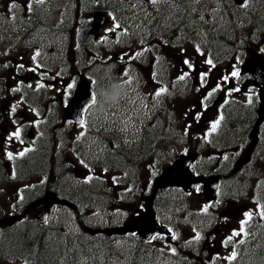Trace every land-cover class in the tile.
<instances>
[{"label":"rangeland","instance_id":"1","mask_svg":"<svg viewBox=\"0 0 264 264\" xmlns=\"http://www.w3.org/2000/svg\"><path fill=\"white\" fill-rule=\"evenodd\" d=\"M3 1L6 4L8 2L9 5L13 2V0ZM29 1L30 0H17V4L14 8L25 7L26 10L29 6ZM112 1L113 3H118V5L113 7V5H111ZM187 1L198 3V7H191L188 12L183 15L178 7L173 8L167 0H159L160 7L166 10L165 14L168 17L167 22L169 26L172 27L174 21L177 25L175 28L169 29L168 32L165 33L162 30L158 32L157 24H154L153 29L156 31L145 39V41L148 42L147 47L137 46L138 44H144L140 38L134 40V46L143 53L138 59L143 60V64L136 65V63L134 64L133 62L132 66L128 67L126 61L129 60V55H121L122 52L119 50L102 56L99 62L103 63V66L107 68L108 64L111 62V70L108 73V82H99L97 85L100 93V106L91 113L89 117V128L99 131L103 126L108 124L110 129L114 128L115 133L123 135L124 138H127L129 134H135L131 129L136 124L137 119L140 118V120H143L149 117V101L155 96V92L159 90L158 84H156L157 80H153V76L150 75V72L154 69L151 66H155L156 63L167 65V74L168 76H172V81L179 79L181 75L185 76V79L180 80L179 84L184 83L189 85L191 98L193 99H187V101L181 103L180 106H177L175 109L181 106L194 105L195 102L198 101V104L193 106L192 115L198 113V121L202 117L204 118L201 122L202 126H198L200 129L209 130L211 129V125L216 122L217 111L212 108V102H209L208 105L211 104V106L206 109L202 108L201 103H199L207 96L209 91L216 90V92H214V98L217 95L223 94L222 101L220 102L222 104L217 106L218 111L225 103L233 101L247 103L249 101V97L253 92V90L250 89L253 88L252 83L248 84L244 89H236L235 86L228 87L221 80L223 79L222 75L217 76V74L226 69L229 70L231 63H238L239 60V62H241L244 58L255 56L264 57V51H262V49H264V34L255 32L257 31V25L253 28L251 24H258V21L251 23L250 16L251 13L254 15L257 12L264 13V0H243V3L242 0L240 3H234L235 0ZM201 1L202 3H200ZM225 1L227 2V6L226 8H222L224 16L228 20L234 19L237 24L242 22V24L239 25L240 27H244L245 24L249 25L247 28H242V36L240 38L235 36L232 42H230V44L236 46V50L242 54L222 55V53L214 54L211 52L207 55L205 54L206 52L203 53L200 49L202 42L199 37L196 36L194 28L191 27L188 31L182 33L181 27L186 22L187 16L190 19L196 18L197 20L205 17L201 23L208 25L211 22V16L216 15L219 5L221 6ZM101 2L104 3L103 7L100 5H96L97 7L88 5L78 6L77 0H73L72 2L73 11L88 12V14H85V17L91 19L94 24L93 29L97 31L96 39L101 41L102 38H105L104 42L97 41V45L101 43L110 45V39L112 40L114 38L116 31L108 32L107 30L113 28L115 22H119L121 26H134L136 19L140 18L139 16L142 14H145L146 11H148L147 8L152 4L151 0H101ZM122 3L123 5H121ZM146 3L148 7H146ZM110 13H112V15H109ZM174 13H177V15L175 16ZM259 14L261 15V13ZM156 16L159 17L156 20L157 23H161L162 19H166L165 17H161L160 12L156 14ZM262 16L264 17V14H262ZM219 20L222 23L224 22V18ZM55 22L56 19L53 15V23ZM83 25L84 23L82 22L78 28L74 27L67 43V39H58L57 36L56 38H52L41 25L40 29L36 26L32 30L31 37L27 35L23 37L24 33H16V29L13 28L14 26L11 24L7 25L6 32L7 36H10L9 38L11 41L4 46V48L0 49L2 62L5 67H7L3 79L8 88L3 89L4 94L0 96L1 161H8L6 155L8 152L12 150L16 151L17 148L20 149L19 152H21L29 146L24 141L21 143V139H16L15 137L11 140L8 139L17 129H19L22 134L33 132L36 136L40 137L41 134L44 137L52 134V132L48 134L44 133L47 126L46 118L52 114V111H55L57 117H61L62 108L68 93L67 85L69 83H75L78 77H80L73 68V48L75 47L77 38V31L74 30L79 29L82 31L84 29ZM134 27L139 29L138 32L140 34L147 32V28L144 27L143 21H139V24ZM16 34L17 36H15ZM139 36L141 35H138V37ZM194 37L197 38V41L194 40ZM32 44L38 46L41 56L36 55L39 53V49L31 46ZM238 44L242 45L237 46ZM152 45H155V56H153V51L150 49ZM57 48L59 49L58 53ZM34 56L36 57L35 60H33ZM211 57L212 59H210ZM185 60L190 61L191 67H187L188 65L186 66L184 63ZM208 60H211L212 64L206 63ZM61 62L65 64L66 69L60 70ZM21 65H23L22 68L20 67ZM68 65L72 66L70 72L67 70ZM227 65H229L228 68ZM29 69L34 70L30 71ZM125 70L129 72V76L132 80L130 85L125 83L128 79V77L123 76ZM233 71L232 69L231 72L233 73ZM202 73L206 74L203 82L200 78ZM215 75L217 79H215ZM113 78L120 84H124L122 88L125 91V98L122 99L118 105L111 107L104 106L103 110H101V105L103 104L101 93L105 91L107 85ZM40 85H43V87H40ZM14 89L16 90L14 91ZM22 89H28L30 91L31 95L28 94L29 99L26 100L23 98L24 92ZM160 98L164 99L163 94L155 98V100L158 101L156 103L157 106L161 105V102L159 103V101H161ZM197 105L200 110H195L197 109ZM168 106L171 107V105ZM13 108H15V111H13ZM158 113V117H160V112ZM189 114H191V112ZM192 119L195 120V118ZM160 122L163 123V120L160 119ZM181 125L182 122L179 121V127H181ZM81 133H83V136L80 138L78 144H87L88 147L85 148L87 154L96 155L95 151L89 148V142L91 139H94L92 135L94 131L88 134L86 130L79 129L77 132H74V135L76 136ZM66 138L67 152L65 162L68 164L70 180L74 181L75 186L85 187L91 193H93V189L97 184L106 190L109 189L110 193L107 195L97 193V196H92L90 194L91 196H89L87 202H85V199H82L85 203L81 206L82 210L80 216L72 217L64 214L63 211H58L53 218L54 220L60 222L62 225L71 224L81 229L80 224L91 218L94 219L95 223H100L105 219H118L120 212L134 215L135 212L143 210V200L145 197L143 187L152 177L154 169L150 167V165L154 163L153 159H144L142 162V167L138 173L140 186L133 193L131 200L129 202L115 203L109 199L111 198L110 195L112 191L116 188L115 181L120 176L121 181L124 182L125 179L130 178V174L118 173L113 169H98L94 173L89 174L87 178L83 177V172H79L75 168L76 162L80 160L82 154L81 152L78 153V150L74 151L77 140L71 135L70 131H66ZM182 148V146H177L178 151H181ZM234 149L235 147L233 146L227 147V151L230 153L229 155H231ZM254 157L255 161L249 164L248 167L250 169H255L256 178L249 177L248 181L250 183H248L246 179L244 184L237 183L238 185L235 184L236 182L225 180L226 183H222L221 186H219L217 192V196L219 197L218 200L217 198L213 200L208 194L200 190L194 193H188L187 195H183L178 191L169 193L167 195L169 197L173 196L177 199V197L180 196L184 199L182 202L183 206L180 208H174L175 205H178L177 203L166 204L161 200L163 206L159 208V211H161L164 227L171 229L173 234L167 239H165V237H159L149 244L154 247L158 245L163 247L165 250L170 251V256L173 254L179 256V252L173 248V245L176 240L182 238L185 242L189 241L191 244H195L197 249L198 245L201 243L200 251L204 254H198L196 251H192H194V254H198L201 257V261L204 263L210 264L213 261L212 258H218L225 261V263L257 264V262L247 259L249 256H247L246 252L242 251L241 246L249 244L253 247L260 241L264 243V232H260L257 229V227L264 222L260 214L261 212H258V209L264 211V134L263 137H261V143L256 149ZM161 158H163V162L167 160L164 152L161 154ZM155 162L159 164L163 163L159 159ZM164 166L165 164L162 168ZM95 169L96 167L92 171ZM249 170L246 168L245 171L242 172L244 178H246L245 175H247ZM123 171H126V169ZM90 175L91 178H88ZM30 182L25 185L10 184L3 187L0 204L2 216L6 218L15 212V207H13L14 193L21 187L29 185ZM123 186L125 187L120 189V191L127 194L129 185L124 184ZM73 195L76 196V192H73ZM78 203L80 205L79 198ZM206 206L208 209L211 207L213 208L204 213L203 209ZM246 212H250L252 215L251 218L247 220L243 232L231 240H228V238L232 236L233 231H240V224L241 221L246 219L244 215ZM211 217H213V220ZM94 221H92V223ZM197 234L200 236L199 240H196ZM173 237H175V239H173ZM254 240H257V242H254ZM225 241H228L227 244L224 243ZM162 242L163 245L161 244ZM173 250L175 251L173 252ZM233 251H235L236 254L241 253L240 257L238 256L237 259L235 256L234 259L229 260L228 257L232 255ZM121 252H123V249L118 250L117 255L119 260L113 264L124 263V260H122L124 255ZM253 253L254 252L251 254L253 255ZM153 261L155 264H159L156 263V259ZM1 264L21 263L16 261ZM164 264H172V262H165Z\"/></svg>","mask_w":264,"mask_h":264},{"label":"trees","instance_id":"2","mask_svg":"<svg viewBox=\"0 0 264 264\" xmlns=\"http://www.w3.org/2000/svg\"><path fill=\"white\" fill-rule=\"evenodd\" d=\"M49 2H53L54 4L61 3L62 5L61 9L63 10L61 11V13H59V23L56 26L51 27L49 17L46 15V13L41 12V17L46 18L40 19L39 15L35 21V24L40 21L42 23L44 22V26H46L49 31L51 30V36H68L71 29L70 26L72 25V10L71 8H69L71 0H69L68 3L64 0H49ZM1 4L2 1L0 0V6ZM2 13L3 10L0 7V14ZM251 20L252 23L258 21L257 26H259V32L264 31V19L259 17L257 14L256 17L252 14ZM228 31L229 29L227 27L221 28L219 30L220 42L226 41L224 39L226 36H228L229 40L231 39L232 31L231 29L229 33ZM211 35L212 40L218 38V35L214 32L211 33ZM127 42L129 41L126 40L125 43ZM82 46L87 49L86 53L89 54L98 55L101 52V46L95 47L92 41L86 42L82 44ZM114 48L115 44L111 42V46L108 48V50L110 49L111 51H113L115 50ZM77 51L79 50L77 49ZM78 53L79 52H76V57H78ZM93 55H90L93 59H89L92 63V69L94 71L91 75V78L97 79L99 75L98 72H101V69L98 67L99 69L95 70V61ZM78 60L80 59L78 58ZM84 67V60H82V62H78V72H82L88 75L89 73L88 71L84 70ZM3 72V67L0 65V74H2ZM0 89L2 88L0 87ZM230 111L231 112L225 115L229 123L228 125H224L221 129V140H236L237 144H242L245 146L246 138L248 137V134L255 121V102L252 108L243 107L239 104L237 108ZM44 143L41 151L40 149H38L36 152L32 153L29 156V164L25 167H20L18 171L22 175V179L31 177L33 176V174H35L36 176L39 172H42L46 175L49 174L52 177V186L54 185L55 188V186L57 185L61 190H65L67 186L62 183V178L64 175L62 154L58 153L52 159L49 153L51 145H49L48 142ZM143 148L144 146L142 147V149ZM142 149H139V151L137 152L131 153V156H137L138 154L142 153ZM241 169L245 171V166L241 167ZM242 176L243 175L240 174L239 178H241ZM7 179L8 177L4 169L2 168V165L0 164V184L5 183ZM36 186L37 187L25 191L24 198L26 199V202L23 207L28 205L31 201H33V199L39 197L46 189V185ZM48 189H53V187L49 186ZM254 242H257V240H254ZM257 244L258 246L255 248L256 251H254L257 256L264 258V248H262L263 244L261 241ZM242 248H244V250L248 253H251L249 247L243 246ZM125 249V256H127L128 264H151V259L149 260V258L153 254H155V252H157V249L149 248L140 242H129L125 245ZM188 251L190 253V251H192V247L188 246ZM101 254H103L104 256L109 254L108 246L101 247V245H97L95 243L83 242L82 240H78L75 235L63 230L58 225L39 224L35 220L27 222L22 221L21 225L13 228H3L0 234V263L21 261L23 262V264H90L96 263V258L100 257ZM253 257V262H257V264L264 263V261L261 262V260H255L257 259L255 258L256 255L253 254ZM193 259L194 260L192 263L195 262L200 264H207L201 261V257L193 256ZM181 260H183L181 262L184 264H191V261L189 259L186 261L185 259ZM212 260V264H232V262L225 263V261H222L218 258H213Z\"/></svg>","mask_w":264,"mask_h":264},{"label":"water","instance_id":"3","mask_svg":"<svg viewBox=\"0 0 264 264\" xmlns=\"http://www.w3.org/2000/svg\"><path fill=\"white\" fill-rule=\"evenodd\" d=\"M242 71L252 75L254 80L259 84L264 81V61H261L259 59H249L244 63ZM92 96L93 94L91 92V83L86 80L81 81L77 85L76 91L66 107L65 117L71 118L76 123H79L81 115L84 114L83 109L91 104ZM260 100L261 102L259 105V109L257 110L258 119L251 133V143L247 149L245 156L240 160L241 162H244L248 159L250 150L257 142L256 135L258 132V126L264 118V87L260 92ZM192 160L193 156L178 157L176 162L162 176L159 185L162 188L166 186H180L188 190H193L195 184L202 183L204 189L213 192L215 188L214 186L216 183V177H194L192 171L188 169V165L192 162ZM40 202H43L46 205V208L44 209L45 212L43 211L37 216V218L41 222H43V220L45 219L44 213H46L47 210L52 206V203L55 202L60 204H67L66 202L58 201L54 194H47V196L41 199ZM20 217L21 216L19 215H14L9 220H7V224L12 225L16 220L20 219ZM137 230L140 236L143 238H149L150 236L156 234L155 215L150 207L148 209V212L144 214V224ZM113 232L116 231H108L107 233L109 234Z\"/></svg>","mask_w":264,"mask_h":264},{"label":"snow or ice","instance_id":"4","mask_svg":"<svg viewBox=\"0 0 264 264\" xmlns=\"http://www.w3.org/2000/svg\"><path fill=\"white\" fill-rule=\"evenodd\" d=\"M36 2L42 4V3H44V0H36ZM157 2H159V0H151V3H152V4H156ZM242 3H243V0H242ZM29 11H31V6H30V5H29ZM119 27H120L119 24H115L113 28L108 29L107 31H108V32H115L116 29H118ZM104 40H105V38H102L100 42H104ZM262 51H264V49H262ZM36 55H39V53H37ZM142 55H143L142 52H136V53L133 54L130 58L133 59V60H135V59H139ZM35 58H36V57L34 56V57H33V60H35ZM184 63H185V64H188L189 67H191V65L189 64V61L185 60ZM206 63H208V64H212V61H211V60H208V61H206ZM20 67L22 68L23 65H21ZM29 70H30V71H33L34 69H29ZM205 75H206V74H204V73L201 74V77H200V78H201V81H202V82L204 81ZM238 75H239L238 72H235V71H234V72L232 73V76H234V77H235V76H238ZM123 76L128 77V79H127V81H125V83L128 84V85H130L131 82H132V80H131V77L129 76V72H128L127 70H125V72L123 73ZM179 79H180V80H184V79H185V76H184V75H181V76L179 77ZM225 79H227V78H225ZM120 86H121V87H124V84H120ZM40 87H43V85H40ZM74 87H75V84H74V83H69V84L67 85V90H68V93H69V94H70L71 90H72ZM15 90H16V89H14V91H15ZM166 91H167V89H165V88H160L159 90H157V91L155 92V97H157V98L160 97V96H161L162 94H164ZM208 95L211 96L212 93L209 92ZM95 103H96V97H95V96H92V97H91V104L88 105V107H85V108L83 109V113H87V112L89 111V109H90L93 105H95ZM133 103H134V101H133ZM13 111H15V108H13ZM125 123H127V122H125ZM218 124H219V121H216V122H214V123L211 125V130H212L213 132L216 130ZM79 126H80L81 128H84V127H85V118H84V115H81V118L79 119ZM81 136H83V133H81L80 136L77 137V140H79V139L81 138ZM13 137H15L16 139H20V130H19V129H17L14 133H12V134L8 137V139L11 140ZM22 142H23V141H21V143H22ZM29 151H30V149H29ZM6 155H7V158H8L9 160L14 159L13 154H12L11 152H8ZM23 155H25V152H24V151H21V152L19 153V156L22 157ZM225 159H227V157H225ZM197 191H199V189H197ZM23 199H24L23 196H20V197H19V200H20V201H23ZM203 211H204V212H207V211H208V207L206 206V207L203 209ZM260 214H261V217L264 218V211H262ZM244 215H245L246 219L243 220V221H241V224H240V231H239V232H237V231H233L232 236H230V237L228 238V240H231L232 238H234V237L240 235V233L243 232L244 227H245V225L247 224V220L251 218L252 213H250V212H246ZM45 219L47 220V218H45ZM170 231H171V229H170ZM153 239H155V237H153ZM173 239H175V237H173ZM199 239H200V236H199V234H197V235H196V240H199ZM227 242H228V241H225L224 243L227 244ZM241 242H242V241H241ZM174 251H175V250H173V252H174ZM235 256H236V253H235V251H233L232 255H231L230 257H228V259H229V260H232V259L235 258Z\"/></svg>","mask_w":264,"mask_h":264},{"label":"flooded vegetation","instance_id":"5","mask_svg":"<svg viewBox=\"0 0 264 264\" xmlns=\"http://www.w3.org/2000/svg\"><path fill=\"white\" fill-rule=\"evenodd\" d=\"M217 75H222L224 77V79L227 78V79H225V82L227 83L228 86L237 85V82L235 81L236 78L232 79L231 77L228 76V70L218 72ZM62 124L71 125L69 121H62ZM106 137H108V136L106 135ZM149 137H150V135H149ZM147 138H148V134H146L142 130L141 132L139 131V134L136 136L135 139L127 140V141H124L121 143H120V139H115V141H114L115 145L114 146L110 142H109V144L114 149H117L120 147V149L122 151H132V150H137L138 148L142 147L145 144V142L148 141ZM101 147L103 148V150L105 149V145H101ZM119 161H120V159L118 158L117 162H119ZM75 168H76V166H75ZM148 187H150V186H148ZM130 218L131 217H128V216L121 217L120 222H122V221L127 222ZM113 225H117V224H113Z\"/></svg>","mask_w":264,"mask_h":264},{"label":"clouds","instance_id":"6","mask_svg":"<svg viewBox=\"0 0 264 264\" xmlns=\"http://www.w3.org/2000/svg\"><path fill=\"white\" fill-rule=\"evenodd\" d=\"M101 98L103 101L101 110H103L104 106L111 107L118 105L119 102L125 98V91L120 86V83L113 78L107 85L105 91L101 93Z\"/></svg>","mask_w":264,"mask_h":264}]
</instances>
